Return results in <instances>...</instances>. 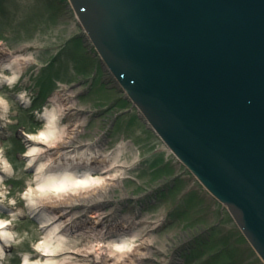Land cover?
Returning <instances> with one entry per match:
<instances>
[{
  "label": "rangeland",
  "instance_id": "obj_1",
  "mask_svg": "<svg viewBox=\"0 0 264 264\" xmlns=\"http://www.w3.org/2000/svg\"><path fill=\"white\" fill-rule=\"evenodd\" d=\"M7 55H29L34 62L0 87L6 108L0 105V157L10 168L0 172V218L9 220L11 234L0 264H22L24 255L37 254L47 232L25 199L34 178L23 155L31 145L25 135L35 136L44 127L42 113L54 95L69 98L72 108L61 121L72 129V148L97 143L108 154L120 146L121 165L103 189L68 200L57 213L64 216L62 228L72 227L73 252L55 260L68 256L71 264H112L109 241L115 236L109 234L120 232L118 239L132 240L134 249L120 252L118 264H264L225 207L122 93L67 0H0V63ZM4 168L0 161V171Z\"/></svg>",
  "mask_w": 264,
  "mask_h": 264
},
{
  "label": "water",
  "instance_id": "obj_2",
  "mask_svg": "<svg viewBox=\"0 0 264 264\" xmlns=\"http://www.w3.org/2000/svg\"><path fill=\"white\" fill-rule=\"evenodd\" d=\"M130 101L264 262V0H70Z\"/></svg>",
  "mask_w": 264,
  "mask_h": 264
},
{
  "label": "bare ground",
  "instance_id": "obj_3",
  "mask_svg": "<svg viewBox=\"0 0 264 264\" xmlns=\"http://www.w3.org/2000/svg\"><path fill=\"white\" fill-rule=\"evenodd\" d=\"M88 39L91 42L89 37ZM30 61L33 63L34 58L29 55H7V57H3L0 63V87L14 82L20 76L22 66ZM17 98L22 99L23 97L19 94ZM68 101L69 98L54 95L50 101L48 100L52 105L46 106L42 113L45 122L44 127L38 130L35 136L25 135L26 142H30L31 145H28L23 156L26 157L27 167L33 172L34 178L26 190L25 199L31 212H35L34 215L39 216V222H42L41 228H45L47 232L37 243V254L24 255L22 264H25V261L27 264H71L68 256L55 260L58 255L73 252V247L68 245L72 227L67 223L66 228L64 226L62 228L61 226L65 221L61 222V217L64 216L57 213L66 207L69 203L68 200L90 195L103 189L105 185L116 179L119 167H121L117 160L120 146L117 147L116 153L114 151L108 154L102 152L101 146L97 143L84 144L80 149L78 147L72 148L75 146L71 145L73 141L70 140L72 129H70V125L63 124L61 121L66 110L72 108L68 105ZM0 105H5L2 98ZM161 142L165 145L162 140ZM63 147H70V151H61ZM165 147L167 146L165 145ZM50 148L54 150L52 153ZM58 151L63 153L60 154ZM169 151L175 158H178L171 150ZM49 156H51L50 159ZM0 159L5 167L0 172L9 170L8 161L2 157ZM203 188L206 189L204 186ZM60 198L62 201L58 200ZM58 219L59 222H57ZM9 224L8 219L0 218V254L4 248L9 246L8 238L11 237L8 231ZM63 230L68 233L65 234ZM117 233L120 234V232ZM119 234H109L111 238L115 236L109 241L112 242V248L109 250L110 256L113 258L112 264L119 263L118 258L122 256L123 251V253H127L134 249L132 240L129 241L128 237L123 238L129 243L120 240L118 238L122 236Z\"/></svg>",
  "mask_w": 264,
  "mask_h": 264
},
{
  "label": "clouds",
  "instance_id": "obj_4",
  "mask_svg": "<svg viewBox=\"0 0 264 264\" xmlns=\"http://www.w3.org/2000/svg\"><path fill=\"white\" fill-rule=\"evenodd\" d=\"M25 264H27V262L25 261Z\"/></svg>",
  "mask_w": 264,
  "mask_h": 264
}]
</instances>
